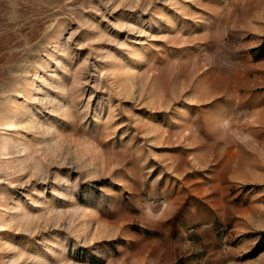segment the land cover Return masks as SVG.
<instances>
[{
    "label": "rangeland",
    "instance_id": "rangeland-1",
    "mask_svg": "<svg viewBox=\"0 0 264 264\" xmlns=\"http://www.w3.org/2000/svg\"><path fill=\"white\" fill-rule=\"evenodd\" d=\"M263 231L264 0H0V264H264Z\"/></svg>",
    "mask_w": 264,
    "mask_h": 264
},
{
    "label": "trees",
    "instance_id": "trees-1",
    "mask_svg": "<svg viewBox=\"0 0 264 264\" xmlns=\"http://www.w3.org/2000/svg\"><path fill=\"white\" fill-rule=\"evenodd\" d=\"M256 249H255V252L256 254L264 251V231L261 232V237L260 239L258 240L257 244H256ZM252 255H255V254H252Z\"/></svg>",
    "mask_w": 264,
    "mask_h": 264
}]
</instances>
